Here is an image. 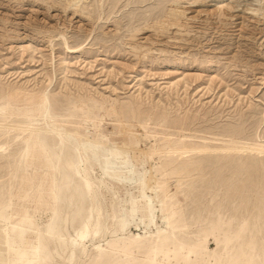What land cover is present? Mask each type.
Listing matches in <instances>:
<instances>
[{"label":"rangeland","instance_id":"obj_1","mask_svg":"<svg viewBox=\"0 0 264 264\" xmlns=\"http://www.w3.org/2000/svg\"><path fill=\"white\" fill-rule=\"evenodd\" d=\"M67 1L0 0V264H95L97 246L96 264H264V154L253 151L264 144V0H219L217 12L211 0ZM42 90L53 127L77 143L49 141L26 101ZM29 119L31 137L15 127ZM230 135L239 152L161 153L184 137L221 146ZM83 147L88 180L76 168Z\"/></svg>","mask_w":264,"mask_h":264},{"label":"bare ground","instance_id":"obj_2","mask_svg":"<svg viewBox=\"0 0 264 264\" xmlns=\"http://www.w3.org/2000/svg\"><path fill=\"white\" fill-rule=\"evenodd\" d=\"M80 0H69V9H71L72 8V6H77L78 5V2H79ZM211 1H214L213 2V4H211L210 6H213L214 7V11H220V7H218L217 5L219 4V0H211ZM234 3H236V7H239L240 6V3L238 2V0H234L233 1ZM57 3V2H56ZM59 3H60V1H59ZM58 3V4H59ZM215 3V4H214ZM261 3V2H260ZM226 4H229V3H226ZM226 4H224V5H226ZM220 5V4H219ZM65 6V5H64ZM68 8V6H65L64 7V9L65 8ZM74 7V8H75ZM79 7V6H78ZM224 7V6H223ZM233 8L235 7V5H233L232 6ZM81 8V7H80ZM248 8V7H247ZM250 8V7H249ZM259 8V7H258ZM68 9V10H69ZM73 9V8H72ZM174 9V8H173ZM177 9V11H174L173 13H171V15H172V17H176L177 18V14L178 13H181L180 11H178L179 9L178 8H176ZM223 9V8H222ZM235 9V8H234ZM66 10V9H65ZM64 10V11H65ZM82 10H84V9H82ZM81 10V11H82ZM181 10V9H180ZM226 10H228V9H226ZM252 10V9H251ZM260 10H262V7H260L258 10H257V12H259ZM67 11V10H66ZM77 11V10H76ZM76 11H73V12H76ZM208 11V10H207ZM211 11V13L212 12H214L213 11V9L212 10H210ZM209 11V12H210ZM253 11V10H252ZM255 12H256V10H254ZM171 12V11H170ZM170 12H168V14L170 13ZM199 12L201 13L202 12V10H199ZM204 12V11H203ZM206 12V11H205ZM208 12V13H209ZM230 12V11H229ZM85 13V12H84ZM185 13V12H184ZM184 13H183V15H184ZM207 13V14H208ZM215 13V12H214ZM226 13H228V12H226ZM252 13V12H251ZM77 15L79 14L78 12L76 13ZM81 14V13H80ZM210 14V13H209ZM225 14V13H224ZM75 15V14H74ZM83 15V14H82ZM179 15H181V14H179ZM227 15V14H226ZM254 15V14H253ZM257 15V14H256ZM260 15V14H259ZM81 16V15H80ZM169 16V15H168ZM231 16V15H230ZM171 17V18H172ZM179 17V16H178ZM166 18H167V16H166ZM170 18V17H169ZM176 18H174V20L170 23V25L171 26H177V27H179V21L178 20H180V18L179 19H176ZM187 18V17H186ZM188 19V18H187ZM182 20V19H181ZM163 21V20H162ZM164 21H165V19H164ZM167 21V20H166ZM170 22V21H169ZM157 24H158V22H156ZM162 23L160 22V24H158V25H161ZM164 24H166V23H164ZM154 25V24H153ZM163 25V24H162ZM166 26V25H165ZM168 26V25H167ZM182 26V25H181ZM152 27V26H151ZM155 27H159V26H155ZM162 27V26H161ZM153 28V27H152ZM151 28V29H152ZM171 28H173V27H171ZM175 28V27H174ZM180 28V27H179ZM178 28V29H179ZM142 28H140V30H141ZM146 29V28H145ZM150 29V28H149ZM155 29H157V28H155ZM160 27H159V31H160ZM177 29V28H176ZM178 29H177V31H178ZM138 29H136V31H137ZM143 30V29H142ZM141 30V31H142ZM154 30V29H153ZM152 30V31H153ZM162 30H166V32H167V30H168V28L166 29H164L163 27H162ZM139 31V30H138ZM169 31V30H168ZM140 32V31H139ZM155 32V31H154ZM162 32V31H161ZM160 32V33H161ZM179 32H180V30H179ZM182 32V31H181ZM45 33V32H44ZM137 33V32H136ZM155 33H158V31H156ZM167 34V33H166ZM159 35H161V34H158V36ZM62 36V38H63V40H65L64 38H65V36L63 37V35H61ZM134 36V35H133ZM157 36V35H156ZM154 37V36H153ZM51 40V39H50ZM53 40V39H52ZM64 43V42H63ZM52 44V43H51ZM65 44V43H64ZM136 44V43H135ZM144 44V43H143ZM180 44V43H179ZM66 45V44H65ZM137 45V44H136ZM135 45V46H136ZM133 46V45H132ZM131 46V48H133ZM143 46V45H142ZM136 47H139L138 45L136 46ZM79 48V47H78ZM81 48H83V47H81ZM144 48V47H143ZM142 48V49H143ZM148 48V47H147ZM70 49V48H69ZM139 50H141L140 49V47L138 48ZM146 49V48H145ZM150 49V48H149ZM77 50V49H76ZM131 50H133V49H131ZM136 50H137V48H136ZM147 50V49H146ZM145 50V51H146ZM148 51H150V50H148ZM148 51H146V52H148ZM75 52V51H74ZM131 52V51H130ZM132 53H133V51H132ZM135 53H137V52H135ZM139 53V52H138ZM132 55H134V54H132ZM137 55V54H136ZM143 55V54H142ZM141 55V56H142ZM32 57V56H31ZM143 57V56H142ZM147 57H148V55H147ZM150 58V57H149ZM145 59V58H144ZM67 61V60H66ZM65 62V61H64ZM144 62V61H143ZM148 62V61H147ZM66 63V62H65ZM64 67V66H63ZM65 68H66V65H65ZM64 68V69H65ZM68 68V67H67ZM64 71H66V70H64ZM63 72V71H62ZM185 80V79H184ZM183 80V81H184ZM174 81V80H173ZM170 82V81H169ZM157 83V82H156ZM172 83V82H171ZM173 83H175V82H173ZM136 84V83H135ZM175 85V84H174ZM177 85V84H176ZM22 86V85H21ZM178 86V85H177ZM176 87V86H175ZM22 88V87H21ZM45 88V87H44ZM170 88V87H169ZM29 89V88H28ZM47 89H49V87H47ZM164 89H166V88H164ZM15 90V89H14ZM17 90V89H16ZM23 90H24V88H23ZM30 90V89H29ZM76 91V90H75ZM26 92V91H25ZM47 91H43L42 90V92L41 93H39L38 95H30V96H28V97H26V101L27 102H30L31 104H33V105H36L37 106V114L38 115H40V116H42L43 117V123L45 124V126H46V131L48 132V133H50L52 136L48 139L49 141H60V145L62 146V144L64 143V141H66V139H65V137H64V135H66L68 138H69V141L71 142V143H75L76 142V140H75V138H73V137H71V135L69 134V133H66L63 129H61L59 126H54L53 127V125H52V121L49 119V117H50V115H51V108L49 107V103H50V97H49V95H48V93H46ZM1 93V92H0ZM82 93V92H81ZM166 93V92H165ZM175 93V92H174ZM78 94V93H77ZM139 95V94H138ZM137 95V96H138ZM3 96V95H2ZM5 96V95H4ZM139 98V97H138ZM166 98V97H165ZM58 100V99H57ZM107 100V99H106ZM61 101V100H60ZM67 101V100H66ZM78 101V100H77ZM113 101V100H112ZM158 101V100H157ZM101 102V101H100ZM160 102V101H159ZM64 103V102H63ZM171 103V102H170ZM91 104V103H90ZM176 104V103H175ZM68 105V104H67ZM91 105H93V104H91ZM111 105V104H110ZM72 106V105H71ZM84 106V105H83ZM101 106V105H100ZM68 107V106H67ZM85 107V106H84ZM95 108H96V106H94ZM78 108V107H77ZM94 108V109H95ZM119 108H120V106H119ZM99 109V108H98ZM68 110V109H67ZM100 110H101V108H100ZM113 110V109H112ZM57 111V110H56ZM76 111H78L79 112V109L77 110L76 109ZM88 112V111H87ZM91 112V111H90ZM104 112V111H103ZM79 113H81V112H79ZM109 113V112H108ZM75 115H77L76 114V112L74 113ZM82 114V113H81ZM101 114V113H100ZM90 115V114H89ZM115 115V114H114ZM78 116V115H77ZM82 116V115H81ZM88 116V115H87ZM91 116V115H90ZM89 116V117H90ZM128 116V115H127ZM8 117V116H7ZM11 117V116H10ZM16 117V116H15ZM22 117V116H21ZM125 117V116H124ZM9 118V117H8ZM7 118V119H8ZM19 118V117H18ZM17 118V119H18ZM25 118V117H24ZM29 118V117H28ZM27 118V119H28ZM40 118V117H39ZM130 118V117H129ZM4 119H5V117H4ZM22 119V118H21ZM38 119V118H37ZM41 119V118H40ZM59 119V118H58ZM87 119V118H86ZM123 119H126V117L125 118H123ZM24 120H26V119H24ZM79 120V119H78ZM81 120V119H80ZM121 120H122V118H121ZM14 121V120H13ZM42 121V120H41ZM88 121V120H87ZM6 122V121H5ZM4 123V122H3ZM148 123V122H147ZM7 124V123H6ZM5 124V125H6ZM57 124V123H56ZM101 124V123H100ZM99 124V125H100ZM14 125L15 124H11L10 125V128L11 127H14ZM96 124H94V126H95ZM122 125V124H121ZM124 125H125V123H124ZM131 125H132V123H131ZM240 125V124H239ZM0 126H2V125H0ZM7 126V125H6ZM141 126V125H140ZM156 126V125H155ZM171 126V125H170ZM15 127H17L19 130H20V132H25V131H29V136L31 137V135H32V133L36 130V129H38V127L37 126H35L34 125V122H33V120H31V119H29V120H27V121H19L18 122V124L15 126ZM14 127V128H15ZM73 127V126H72ZM118 127V126H117ZM238 127V126H237ZM7 128V127H6ZM5 127H4V129L3 130H5L6 129ZM41 128V127H40ZM92 128V127H91ZM100 128H101V126H100ZM160 128V127H159ZM225 128V127H224ZM113 129V128H112ZM9 130V129H8ZM11 130V129H10ZM18 130V131H19ZM93 130V129H92ZM122 130H123V128H122ZM176 130V129H175ZM227 130V129H226ZM6 131V130H5ZM4 131V132H5ZM68 131V130H67ZM137 131V130H136ZM177 131H179V130H177ZM1 132V131H0ZM3 132V131H2ZM77 132V131H76ZM134 132V131H133ZM144 132H146V130L144 131ZM187 132V131H186ZM190 132V131H189ZM216 132V131H215ZM18 133V132H17ZM22 133V134H23ZM117 133V132H116ZM176 133V132H175ZM217 133V132H216ZM41 134V133H40ZM43 134V133H42ZM78 134V133H77ZM168 134H169V132H168ZM236 134V133H235ZM3 135H5V134H3ZM21 135V134H20ZM49 135V134H48ZM81 135V134H80ZM119 135V134H118ZM125 135V134H124ZM208 135V134H207ZM18 136V135H17ZM42 136V135H41ZM76 136V135H75ZM84 136V135H83ZM217 136V135H216ZM20 137V136H19ZM22 137V136H21ZM87 137V136H86ZM135 137V136H134ZM172 137V136H171ZM202 137V136H201ZM213 138H214V136H212ZM230 137H231V140H229L228 141V144L226 143V145H221V146H216V145H211V144H209L208 142H206V140H204L203 142H199V143H195V142H191V140H187L188 138H182V139H178L177 141H175L170 147H168V148H166L165 150L163 149L162 151H161V153H163L164 154V156H165V158H167L168 156L170 157V156H174L176 159H180V158H184V159H186V158H188V157H190L191 155H194V154H200V153H207V152H209V151H217V152H228V151H230V150H235V149H232V146L231 145H233V144H238V142H236V141H234L233 140V136H231L230 135ZM25 138V137H24ZM76 138H77V136H76ZM81 138V137H80ZM98 138V137H97ZM169 138H170V136H169ZM193 138V137H192ZM226 138V137H225ZM262 138V137H261ZM15 139V141H16V139H18L17 140V142L19 141V138H13V140ZM42 140H43V138H41ZM86 139V138H85ZM92 139V138H91ZM94 139V138H93ZM68 140V139H67ZM84 140V139H83ZM99 140V139H98ZM200 140H202V139H200ZM259 140V139H258ZM258 140H257V142H258ZM25 141V140H24ZM24 141H22V142H24ZM45 141H47L46 139H45ZM93 141H96V140H93ZM215 141V140H214ZM214 141H212V142H214ZM220 141V140H219ZM239 141V140H238ZM243 141V140H242ZM241 141V142H242ZM13 142V141H12ZM21 142V141H20ZM21 142V143H22ZM29 142V138H27V143ZM211 142V143H212ZM216 142H218V141H216ZM227 142V141H226ZM261 142V141H260ZM16 143V142H15ZM42 143V142H41ZM59 143V142H58ZM66 143V142H65ZM68 143V142H67ZM67 143H66V145H67ZM77 143V142H76ZM91 143V142H90ZM103 143V142H102ZM220 143V142H219ZM9 144H11V143H9ZM8 144V145H9ZM222 144V143H221ZM225 144V143H224ZM41 145L42 144H40V143H38V142H33L31 145L28 143L27 144V148H31L32 149V156H34V153H36V154H39V153H41V149H42V147H41ZM46 145V144H45ZM65 145V146H66ZM68 145H70V143L68 144ZM82 145V144H81ZM87 145H89V144H87ZM92 145H93V143H92ZM164 145V144H163ZM254 145H255V147H258V149H256V150H253L255 153H257V154H260V155H262V154H264V144L263 143H254ZM6 146V145H5ZM4 146V147H5ZM50 146V145H49ZM58 146V145H57ZM63 147V148H68V147ZM95 146V145H94ZM97 146H99L98 144H97ZM72 148H74V146H71ZM70 147V149H72ZM62 148V147H61ZM95 148V147H94ZM75 149V148H74ZM99 149V148H98ZM64 150V149H63ZM3 151V150H2ZM2 151H1V153H2ZM5 151V150H4ZM3 151V152H4ZM67 151H68V149H67ZM76 153H77V161H76V168L78 169V172L80 173V175L85 179V180H88V178H87V175H88V172H87V167H86V160H87V156H86V154H85V148L83 147V151L80 149V148H76ZM94 151V150H93ZM239 152L238 150H235V152ZM66 152V151H65ZM65 152H63V153H65ZM72 152V151H71ZM97 152V151H96ZM232 152V151H231ZM24 153V152H23ZM75 153V152H74ZM73 153V154H74ZM88 153V152H87ZM243 152H241V154H242ZM21 154V153H20ZM67 154V153H66ZM71 154V153H70ZM159 154V153H158ZM191 154V155H190ZM244 154V153H243ZM251 154V153H250ZM10 155V154H9ZM49 155H50V153H49ZM162 155V154H161ZM247 155V154H246ZM259 155V156H260ZM254 156V155H253ZM1 157H2V155H1ZM38 157V156H37ZM60 157V156H59ZM236 157V156H235ZM245 157V156H244ZM19 158V157H18ZM225 158V157H224ZM259 158H262V156L261 157H259ZM259 158H257V159H259ZM39 159V158H38ZM60 159V158H59ZM98 159V158H97ZM234 159V158H233ZM256 159V158H255ZM22 160H24V159H22ZM74 160V159H73ZM99 160V159H98ZM237 160H239V159H237ZM261 160V159H260ZM236 161V160H235ZM253 161V160H252ZM251 161V162H252ZM264 161V160H263ZM66 162V161H65ZM75 162V161H74ZM173 161H172V159H170V160H168V161H166V162H164V166L165 167H169V168H172V166H170L171 164H173L172 163ZM229 162V161H228ZM238 162V161H237ZM245 162V161H244ZM258 162H260L259 160H258ZM11 163H12V161H11ZM262 163V162H261ZM14 164V163H13ZM22 164H23V162H22ZM58 164H59V162H58ZM186 164V163H185ZM223 164V163H222ZM255 164V163H254ZM10 165V164H9ZM60 165V164H59ZM73 165V164H72ZM179 165V164H178ZM187 165V164H186ZM195 165V164H194ZM247 165H249V164H247ZM259 165L261 166V164L259 163ZM22 166H24V165H22ZM62 166V165H61ZM176 166V165H175ZM184 167H185V165H183ZM196 166V165H195ZM264 166V165H263ZM263 166H261V168L263 169ZM71 167V166H70ZM132 167V166H131ZM136 167V166H135ZM163 167V166H162ZM24 168V167H23ZM64 168V167H63ZM73 168V167H72ZM201 168V167H200ZM199 168V169H200ZM239 168V167H238ZM257 168V167H256ZM12 169H14V168H12ZM26 169V168H25ZM70 169V168H69ZM130 169V168H129ZM158 169H160V168H158ZM174 169H175V167H174ZM249 169H250V167H249ZM55 170V169H54ZM59 170V169H58ZM72 170V169H71ZM106 170V169H105ZM161 170V169H160ZM171 170V169H170ZM178 170V169H177ZM23 171V170H22ZM30 171V170H29ZM35 171V170H34ZM75 171V170H74ZM169 171V170H168ZM173 172H174V170H172ZM172 171H170L169 173H172ZM255 171V170H254ZM256 171H257V169H256ZM261 171V170H260ZM10 172H12V170L10 171ZM60 172V171H59ZM64 172V171H63ZM189 172V171H188ZM188 172H187V174H188ZM250 172V171H249ZM74 174H75V172H73ZM169 173H167V174H169ZM176 173V172H175ZM180 173V172H179ZM240 173V172H239ZM254 173V172H253ZM256 173V172H255ZM260 173V172H259ZM12 174V173H11ZM45 174H48V172H46ZM44 174V175H45ZM62 174V173H61ZM60 174V175H61ZM178 174V173H177ZM251 175V174H250ZM34 176H35V174L30 178V180H33V178H34ZM59 176V175H58ZM11 177V176H10ZM59 177H61V176H59ZM74 177V176H73ZM77 177V176H76ZM109 177V176H108ZM65 179V178H64ZM71 179H73L72 177H71ZM74 180V179H73ZM84 180V181H85ZM59 181V180H58ZM58 181H57V183H58ZM17 182V181H16ZM61 183V182H60ZM86 183V182H85ZM162 184H163V182H161ZM264 183V182H263ZM68 184V183H67ZM67 184H65V186H66V188L69 186V185H67ZM71 184H72V181H71ZM108 184V183H107ZM160 184V183H159ZM259 184H260V182H259ZM13 185V184H12ZM43 186V183H39L38 184V188H40V186ZM64 185V184H63ZM62 185V186H63ZM80 185V184H79ZM84 185V184H83ZM165 185H167V184H165ZM64 186V187H65ZM71 186V185H70ZM69 186V187H70ZM60 187V186H59ZM58 187V188H59ZM81 187V186H80ZM74 189V188H73ZM79 189V188H78ZM86 189H88L87 188V186H86ZM85 189V190H86ZM109 189V188H108ZM59 190V189H58ZM67 190V189H66ZM65 190V191H66ZM93 190V189H92ZM55 191V190H54ZM68 191V190H67ZM74 191V190H73ZM81 191V190H80ZM59 192V191H58ZM61 192V191H60ZM63 192V191H62ZM85 192V191H84ZM71 193V192H70ZM69 193V194H70ZM79 193V192H78ZM87 193V192H86ZM58 194V193H57ZM67 194V193H66ZM72 194V193H71ZM74 194V193H73ZM112 194V193H111ZM53 195H54V197H52L53 198V200L54 201H52V202H54V203H56L57 202V199H56V194L53 192ZM74 195H76V193L74 194ZM262 195V197H263V194H261ZM261 195H259V196H261ZM67 195H65V197H66ZM69 196V195H68ZM71 196H69V198H70ZM77 197V196H76ZM261 197V198H262ZM66 198H68V197H66ZM75 198V197H74ZM71 200V199H70ZM73 200V199H72ZM72 200H71V202H72ZM263 200V199H262ZM65 201V200H64ZM48 202V204H49V201H47ZM92 202H93V205H92V209H91V212H90V219L94 222V225H95V223L97 222V219L99 218V216H100V208H99V199H98V196H97V192H96V190L94 189L93 190V192H92ZM59 204H60V202H59ZM59 204H57V205H59ZM68 204V203H67ZM75 204V203H74ZM102 204V203H101ZM65 205V204H64ZM69 205V204H68ZM60 207V206H59ZM62 207V206H61ZM102 207V206H101ZM103 208V207H102ZM71 209V208H70ZM107 210V209H106ZM255 210V209H254ZM57 211V210H56ZM163 211H165V210H163ZM51 212H53V211H51ZM66 212V211H65ZM104 212H105V210H104ZM58 214V213H57ZM62 214H64V212H62ZM56 215V214H55ZM67 215V213L66 214H64V217ZM70 215V214H69ZM118 215V214H117ZM54 216V215H53ZM63 216V215H62ZM68 216V215H67ZM71 217V216H70ZM69 218V217H68ZM66 219V218H65ZM60 220V219H59ZM64 220V219H63ZM67 220V219H66ZM7 221V220H6ZM5 221V222H6ZM26 221V220H25ZM27 221L28 222H31L30 221V219L28 220L27 219ZM61 221V220H60ZM69 221V220H68ZM55 222V221H54ZM57 222V221H56ZM64 222V221H63ZM8 223V222H7ZM68 224V223H67ZM93 224V223H92ZM102 224V223H101ZM128 224V223H127ZM55 225V224H54ZM103 225V224H102ZM101 226V225H100ZM57 228V227H56ZM60 228V227H59ZM62 228V227H61ZM2 230V229H1ZM38 230V229H37ZM53 230H56V229H53ZM64 230V229H63ZM60 231V230H59ZM39 232V231H38ZM41 233V232H40ZM55 233H57V232H55ZM64 233V232H63ZM103 233V232H102ZM157 233H158V230H157ZM49 234V233H48ZM52 234V233H51ZM67 234V233H66ZM100 234V233H99ZM111 234V233H110ZM46 235V234H45ZM113 235V234H112ZM5 236V235H4ZM40 236V235H39ZM38 236V237H39ZM161 236V235H160ZM159 236V237H160ZM163 236V235H162ZM27 237V236H26ZM37 237V238H38ZM42 237V236H41ZM50 237V236H49ZM83 237L84 236H82V238L81 239H83ZM143 237V236H142ZM156 237V236H155ZM158 237V238H159ZM5 238V237H4ZM44 238V237H43ZM46 238V237H45ZM89 238H92V235H91V237L89 236ZM127 238V237H126ZM147 238V237H146ZM157 238V239H158ZM163 238V237H162ZM28 239V238H27ZM62 239V238H61ZM96 239V238H95ZM121 239H123V238H121ZM128 239H130V238H128ZM127 239V240H128ZM133 239V238H132ZM143 239V238H142ZM159 239H161V238H159ZM39 240H42V239H39ZM53 240V239H52ZM55 240V239H54ZM69 240V239H68ZM134 240V239H133ZM5 241V240H4ZM43 241V240H42ZM46 241H47V239H46ZM56 241V240H55ZM54 241V242H55ZM130 241V240H129ZM161 241V240H160ZM50 242V241H49ZM64 241H62V243H63ZM157 242V241H156ZM53 243V242H52ZM67 243V242H66ZM85 243V242H84ZM50 244V243H49ZM154 244V243H153ZM11 245L12 244H10V242H9V238H8V242L7 243H5V246H6V248L8 249V250H10V248H11ZM44 245H46V243L44 244ZM86 245H88V244H86ZM13 246V245H12ZM52 246V245H51ZM97 246V245H96ZM121 246V245H120ZM126 246H127V244H126ZM129 246V245H128ZM140 246V245H139ZM162 246V245H161ZM89 247V246H88ZM116 247V246H115ZM114 247V248H115ZM154 246H152V248H153ZM53 248V247H52ZM69 248V247H68ZM117 248V247H116ZM51 249V248H50ZM71 249H73V248H71ZM125 249V248H124ZM93 254H94V260H93V262L94 261H96V263H98V261H100V260H102V256H103V254H102V248L101 247H99V246H97V247H94L93 249ZM123 250V249H122ZM69 251V250H68ZM88 251H89V249L87 248L86 249V246L84 247V249H83V257H84V255L85 256H88ZM112 251V250H111ZM121 251V250H120ZM128 251V250H127ZM157 251V250H156ZM161 251H162V249H161ZM113 252V251H112ZM7 253V252H6ZM123 253V252H122ZM37 254H39L38 253V247H35L34 248V251H33V255L34 256H37ZM41 254V253H40ZM39 254V255H40ZM61 255V254H60ZM109 255H110V253H109ZM125 255V254H124ZM63 256V255H62ZM112 256V255H111ZM49 257H52V256H49ZM61 257V256H60ZM82 257V256H81ZM82 257V258H83ZM108 257V256H107ZM79 257H77V259H78ZM128 258H130V256L128 257ZM132 258V257H131ZM134 259V258H133ZM37 261H38V264H45V261H47L46 260V258H40V259H37ZM63 261V260H62ZM68 261V260H67ZM77 261H79V260H77ZM126 261H127V259H126ZM152 261H154V260H152ZM6 262V261H5ZM50 262V261H49ZM104 262V261H103ZM156 262V261H155ZM75 263V262H74ZM78 263V262H77ZM80 263V262H79ZM95 263V264H96ZM124 263V262H123ZM122 263V264H123ZM151 263V262H150ZM61 264V263H60ZM81 264H83V263H81ZM86 264V263H85ZM88 264V263H87ZM101 264V263H100ZM131 264V263H130ZM134 264V263H133ZM154 264V263H153Z\"/></svg>","mask_w":264,"mask_h":264}]
</instances>
